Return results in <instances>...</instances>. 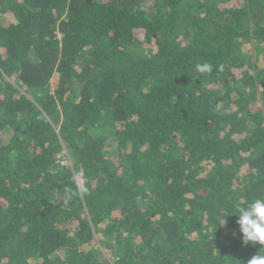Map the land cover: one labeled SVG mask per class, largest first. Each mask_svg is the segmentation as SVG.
Returning a JSON list of instances; mask_svg holds the SVG:
<instances>
[{"label":"trees","instance_id":"16d2710c","mask_svg":"<svg viewBox=\"0 0 264 264\" xmlns=\"http://www.w3.org/2000/svg\"><path fill=\"white\" fill-rule=\"evenodd\" d=\"M256 198L264 0H0V264H247Z\"/></svg>","mask_w":264,"mask_h":264},{"label":"clouds","instance_id":"9594fccd","mask_svg":"<svg viewBox=\"0 0 264 264\" xmlns=\"http://www.w3.org/2000/svg\"><path fill=\"white\" fill-rule=\"evenodd\" d=\"M213 65L211 63L197 64L196 71L199 73H211ZM72 183L78 190L77 193L83 196L86 189L82 187L83 173L74 171L71 176ZM236 216L239 230L242 233V242L244 245L251 243L253 246L259 244L264 246V198H256L244 206H237ZM225 224V219L223 223ZM247 264H264V247L259 253L247 261Z\"/></svg>","mask_w":264,"mask_h":264}]
</instances>
